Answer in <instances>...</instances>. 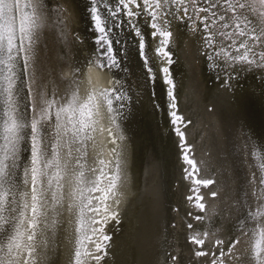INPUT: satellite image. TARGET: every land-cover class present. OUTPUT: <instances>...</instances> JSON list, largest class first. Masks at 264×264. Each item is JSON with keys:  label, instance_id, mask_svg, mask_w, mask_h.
<instances>
[{"label": "snow or ice", "instance_id": "6c2138e0", "mask_svg": "<svg viewBox=\"0 0 264 264\" xmlns=\"http://www.w3.org/2000/svg\"><path fill=\"white\" fill-rule=\"evenodd\" d=\"M74 4L75 0H71ZM96 49L85 62L69 65L64 91L48 83L38 59L41 35L59 30L71 44L74 13L69 0L53 8L48 0H0V264H47L57 231L67 213L69 264H102L113 239L107 226L120 224V209L130 191L128 146L120 121L130 100L114 76L122 67L114 45L127 29L138 38L146 81L166 86L168 116L178 138L186 200L189 264H264V158L248 181V206L225 240L215 229L216 183L204 174L187 138L193 123L180 111L171 65L174 33L195 37L199 55L222 86L243 72L264 80V0H88ZM67 13V15H65ZM143 25L151 29L154 57L146 52ZM76 40H80L76 35ZM159 64V77L153 67ZM107 75L106 86L93 87L88 70ZM83 86L86 95H80ZM158 107V105H157ZM211 110V109H210ZM104 140L97 141V136ZM110 145V147H108ZM96 152L89 161V151ZM106 155L107 159L103 156ZM202 189H208L207 196ZM243 203L240 209L243 211ZM202 214V215H201ZM175 227V225H173ZM164 264H181L168 253Z\"/></svg>", "mask_w": 264, "mask_h": 264}, {"label": "bare ground", "instance_id": "6f19581e", "mask_svg": "<svg viewBox=\"0 0 264 264\" xmlns=\"http://www.w3.org/2000/svg\"><path fill=\"white\" fill-rule=\"evenodd\" d=\"M48 2L55 8L62 0ZM88 7V0H75L74 4L69 0L68 11L74 13L68 17L72 20L71 44L60 38L58 29L45 31L38 44L42 73L60 92L64 91L63 82L70 78L69 65L87 61L96 49ZM141 29L146 52L153 58L151 29L143 22ZM76 35L80 40H76ZM119 35L121 45L114 48L122 67L128 71L117 70L114 76L122 80L130 96L120 124L128 146L131 184L120 209V224L112 222L107 226L113 239L102 264H164L168 253L177 255L181 264H189L186 224L198 222L187 216V212L195 209L185 199L189 183L183 179L179 141L168 116L166 86L161 78L155 85L146 81L138 38L127 29ZM198 48L195 37L183 30L176 31L170 70L180 97V111L193 122L187 129L188 141L196 159L203 162L204 174L216 181L212 190L219 193L218 197L206 198V204L214 210L212 223L227 241L238 235L237 222L244 219L247 210L248 181L258 163L250 153L264 158V80L253 72H243L232 81L231 89H225L224 77L216 78V72L208 69V62L199 55ZM153 67L159 77V64L155 60ZM107 80L105 75L103 86ZM80 95H86L83 86ZM103 140V136H97L98 142ZM95 156L96 152L90 149L89 161ZM103 158L107 159L106 150ZM208 191L202 189L206 196ZM61 219L63 224L52 243L47 264H69L67 213Z\"/></svg>", "mask_w": 264, "mask_h": 264}, {"label": "clouds", "instance_id": "9594fccd", "mask_svg": "<svg viewBox=\"0 0 264 264\" xmlns=\"http://www.w3.org/2000/svg\"><path fill=\"white\" fill-rule=\"evenodd\" d=\"M88 78L93 87H103L104 76L98 73L94 68L88 70Z\"/></svg>", "mask_w": 264, "mask_h": 264}]
</instances>
